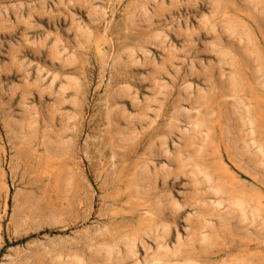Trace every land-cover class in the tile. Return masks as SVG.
I'll use <instances>...</instances> for the list:
<instances>
[{
    "label": "rangeland",
    "instance_id": "1",
    "mask_svg": "<svg viewBox=\"0 0 264 264\" xmlns=\"http://www.w3.org/2000/svg\"><path fill=\"white\" fill-rule=\"evenodd\" d=\"M260 148L264 0H0V264H264Z\"/></svg>",
    "mask_w": 264,
    "mask_h": 264
},
{
    "label": "bare ground",
    "instance_id": "2",
    "mask_svg": "<svg viewBox=\"0 0 264 264\" xmlns=\"http://www.w3.org/2000/svg\"><path fill=\"white\" fill-rule=\"evenodd\" d=\"M149 8V7H148ZM150 9V8H149ZM81 33V32H80ZM85 36V33L83 34ZM91 35V34H90ZM109 62V61H108ZM190 109V108H189ZM51 115V114H50ZM181 116H184V115H181ZM180 116V113H176L175 114V118L176 120H181ZM190 115H188V112L186 114L185 112V116L183 118V120L187 121V124H192L193 125V122H192V119L189 117ZM130 117V116H129ZM51 118V116H50ZM124 118V116H123ZM181 118V119H180ZM51 121V120H50ZM144 122H147L148 123V119H144L143 120ZM38 122V120L36 118H30L28 121H25V122H22L21 124H17V128L18 130L20 131V133L22 135L25 134V131L27 133H31L34 129H35V125L36 123ZM186 123V122H185ZM194 125L197 127H199L201 125V122H197V123H194ZM190 127V126H189ZM251 127V126H250ZM195 128V129H196ZM47 130H49V127H47ZM49 135H51V131L48 132ZM205 143V142H204ZM248 145H244V147H241L243 150H240L242 152V155L243 156H247V150H248ZM159 149V148H158ZM260 150H262V148H260ZM264 150V149H263ZM262 150V151H263ZM240 151H239V154H240ZM157 154V153H156ZM240 155V156H242ZM263 155V156H262ZM264 153L262 154L261 153H258V158L257 159H253V157H250L249 158V163H250V166L254 167L253 169L257 170L258 172H260V174H262L264 176ZM197 168L199 171H203V169H201L199 167V165H197ZM139 171V170H138ZM147 172V171H146ZM205 172V171H204ZM165 173V172H164ZM142 176H143V179H144V182L147 181L150 185L154 184L152 183L151 179H150V176L144 172V174L142 173ZM207 176V179H206V182H210L211 181V176L206 174ZM205 176V177H206ZM167 177V176H166ZM156 182V181H155ZM137 188L139 189L140 186L137 185ZM214 190H215V193L216 195H220L225 192L224 189L220 186V185H215L214 184ZM221 201V200H220ZM229 202V212L230 214H235V213H239L240 214V221L243 222V221H246L247 219V215L246 213L244 212L248 207L250 208L251 207V210H252V217H255L258 212H261V206L259 203L257 204H251L249 202V200L245 197V195H241V196H236V197H232L231 199L228 200ZM219 204L218 205H222V201L221 202H218ZM169 207H166L167 209H170L172 210V212H176L178 209H179V206H175V203L172 204V205H168ZM163 206L162 204L159 205L156 209V211L158 213H162L164 212L163 210ZM150 212V211H149ZM53 218V217H52ZM52 222H49L47 223L48 225L50 226H54L56 224L59 223L58 220L56 219H53V220H50ZM61 221V220H60ZM231 223L230 219H227V218H223V219H220L218 221V224L221 226V227H224V226H227ZM214 226V225H213ZM218 226V225H217ZM211 227V226H210ZM157 232V230H156ZM155 232V233H156ZM211 232V231H210ZM142 236H134L131 240H129L126 245H125V254L121 252H115L113 251V248L111 249L112 251H107L106 253V256L104 257V259H110L111 260V255L112 253L114 255H116V264H126L128 260L132 259L135 254H136V246H137V242L139 239H141ZM203 238V237H202ZM205 239V238H204ZM203 239V240H204ZM206 239H207V236H206ZM202 242V241H200ZM158 246V245H157ZM161 248V245L159 244V249ZM185 248V247H184ZM183 247L180 246H177L176 249L173 251V252H169V251H166L164 252L163 254H160L158 253V251L155 252V255L153 254L152 256L148 257L147 261H149V264H172L171 260L172 259H175L180 253H182ZM162 249V248H161ZM158 250V249H157ZM79 260V259H78ZM80 261V260H79ZM146 261V260H145ZM137 264V263H135ZM145 264V263H144Z\"/></svg>",
    "mask_w": 264,
    "mask_h": 264
}]
</instances>
